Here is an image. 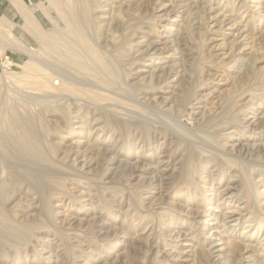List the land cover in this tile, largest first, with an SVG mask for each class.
<instances>
[{"label":"rangeland","instance_id":"rangeland-1","mask_svg":"<svg viewBox=\"0 0 264 264\" xmlns=\"http://www.w3.org/2000/svg\"><path fill=\"white\" fill-rule=\"evenodd\" d=\"M23 1L25 54L0 66V264H264V0H86L108 84L48 54L36 31L67 25ZM8 106L40 113L50 161L5 137Z\"/></svg>","mask_w":264,"mask_h":264},{"label":"bare ground","instance_id":"bare-ground-1","mask_svg":"<svg viewBox=\"0 0 264 264\" xmlns=\"http://www.w3.org/2000/svg\"><path fill=\"white\" fill-rule=\"evenodd\" d=\"M50 2L55 7V9L58 11L59 15L64 20V22L66 23L67 29H66V31L55 29L52 32H48V31L45 32V31L40 30V29H38L36 31V36L42 41L43 46L47 50L48 54L55 55V56L59 57L67 65L74 66L76 68L79 67L81 70H83V72L85 74L89 73V72L96 73L95 75H97V78L99 81L103 82L104 84H108V80L105 78H108V79L114 78L116 76V67L110 61H107L106 58L101 53H99V51L95 47H93V45L90 43V41L86 37L85 30L87 29V26L91 25V20L89 18L90 6L88 5L87 1L86 0H50ZM18 8H19V10H20V12L24 18L31 19L32 17H34L32 14H30L26 10V8L23 4L19 5ZM90 31L91 30L89 29V32ZM18 41L19 40L16 37L14 39H11V41H10V46L15 51H17L18 47H19V45L17 46ZM6 60L8 61V57ZM51 75L47 74L46 72H42V73L38 72L35 75V77L37 79V82L35 84L38 85L37 87L38 88H47L49 86V88L51 90L56 89V90L64 91V92L70 91L69 85H67L64 82L60 83V85H58V87H56L55 86L56 83L54 84L55 78L52 77ZM8 111L9 112L7 113V115H5V117L3 119L4 124H5V137L7 139H9L10 141H12L14 146L17 149L21 150V152L24 153L25 155L27 154L28 156L31 155V156H35V157L40 156V158H42L41 156H43V153H41V151H43L44 148H43V150H40L39 148L43 147L42 146L43 144L41 145V143H40L43 140L38 143V141L40 139H39L38 130L37 131L35 130V128L37 126L34 128L32 126L33 121L37 122V120H40L42 118L40 113H39V115H36V114L32 115L29 112H26V113L23 112L22 113L15 106H8ZM49 128H51V127H49ZM37 129H39V127ZM44 130L46 131L45 127H44ZM49 130L52 131L51 129H49ZM45 131H44V133H46ZM47 131H48V129H47ZM7 139H5V140L7 141ZM1 140L3 141V139H1ZM0 144L2 145V147H4L1 142H0ZM38 144H40L39 147H38ZM50 150L51 149H49V152H50V154H52L53 152ZM18 152L20 153V151H18ZM49 152H47V153L49 154ZM45 154H46V152L44 153V155ZM46 156H48V155H46ZM24 157H21V158H24ZM25 158L28 159V157H25ZM45 158L44 159L46 161L48 157H45ZM36 159H38V158H36ZM44 159H43V161H44ZM49 159H51V158H48V160ZM29 160H31V158ZM49 161H47V162L49 163ZM41 172H44V171H40V173ZM58 173H59V171H58ZM51 174H52V172H51ZM33 175H34V173H33ZM33 175H32V179H33ZM43 175H44V173H43ZM56 175H59V174H56ZM23 176H24V174H23ZM20 179L22 180V176H20V177L15 176V177H13L12 182H18ZM23 179H24V177H23ZM33 180H35V179H33ZM48 184L50 185V183H48ZM34 186H35V183H34ZM3 192L4 191L1 189L0 195H2ZM46 193H47V191H46ZM44 201H46V200H44ZM44 205H46L45 207L48 208L47 204H44ZM237 211H238V209L231 212V213L236 214ZM1 217H2V219H5L3 212L1 213Z\"/></svg>","mask_w":264,"mask_h":264},{"label":"crops","instance_id":"crops-1","mask_svg":"<svg viewBox=\"0 0 264 264\" xmlns=\"http://www.w3.org/2000/svg\"><path fill=\"white\" fill-rule=\"evenodd\" d=\"M20 1L25 4L23 0ZM18 12L20 11L17 8L15 0H0V52L5 51L6 53H11L9 56L6 55L5 58L0 57V66L8 62H10L12 66H16V63L19 62V58L17 59V56L19 57L25 54L13 51V48L10 46V42L8 43V41H11L10 33H12L16 38L25 43L23 36H21V34L17 32L16 24H14L13 22L15 21ZM1 46H3V48ZM2 52L0 53V55L2 54ZM13 55L15 57H13ZM7 57L8 61L6 60Z\"/></svg>","mask_w":264,"mask_h":264}]
</instances>
